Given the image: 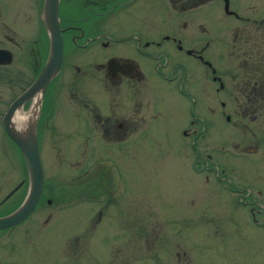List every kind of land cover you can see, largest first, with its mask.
<instances>
[{
  "label": "flooded vegetation",
  "instance_id": "af4514ba",
  "mask_svg": "<svg viewBox=\"0 0 264 264\" xmlns=\"http://www.w3.org/2000/svg\"><path fill=\"white\" fill-rule=\"evenodd\" d=\"M43 7L0 0V151L23 163L0 174V216L29 185L4 119L33 124L42 168L30 212L0 228V264H94L90 250L107 253L121 237L108 232L140 213L123 161L149 174L171 124L166 155H192L197 239L212 237L201 264H264V0H58L61 64L37 83L50 50ZM55 160L75 172L45 171Z\"/></svg>",
  "mask_w": 264,
  "mask_h": 264
},
{
  "label": "rangeland",
  "instance_id": "374dc122",
  "mask_svg": "<svg viewBox=\"0 0 264 264\" xmlns=\"http://www.w3.org/2000/svg\"><path fill=\"white\" fill-rule=\"evenodd\" d=\"M182 65L189 72H195L197 67L195 59L183 53ZM172 111L174 112L173 109ZM186 112L187 108L182 102V121ZM173 120L172 116L171 123ZM162 135L164 136L162 140L169 139L170 144L155 145L157 154L149 163L152 168L149 174L145 172L142 175L135 163L123 161V169L127 166L123 177L127 180L129 190L133 189L127 199L131 200L140 213L136 218L132 215L137 220L135 226H132L133 218L129 213L127 216L123 215L122 227L108 232L112 236L115 234L121 237L107 242L109 248L107 253H102L95 260L90 250V258L94 264H201L200 258H207L212 237L206 240L204 248L201 247V240L197 239L201 235V228L196 222L197 212L194 210L196 174L192 168V155L187 159H183L182 156V164L172 156V153V157L166 155L164 147L166 149L171 147L170 152H173L172 147L178 143L179 131L173 124L169 131ZM6 150L13 158L4 159L0 151V174L15 177L22 172L23 163L18 160L17 153L14 154L12 149ZM43 167L47 172L57 170L75 172L71 163L60 160L45 161ZM102 171L103 169H99L98 166L94 169L96 175ZM82 251L86 253V249Z\"/></svg>",
  "mask_w": 264,
  "mask_h": 264
},
{
  "label": "water",
  "instance_id": "95a60500",
  "mask_svg": "<svg viewBox=\"0 0 264 264\" xmlns=\"http://www.w3.org/2000/svg\"><path fill=\"white\" fill-rule=\"evenodd\" d=\"M58 0H44V24L50 35V50L37 83H45L61 64L62 49L60 30L57 20ZM7 134L18 146L28 172V193L24 201L12 212L0 216V228H5L21 221L32 209L39 194L42 182V168L38 157L36 135L32 123H27L24 130H15L4 119Z\"/></svg>",
  "mask_w": 264,
  "mask_h": 264
}]
</instances>
